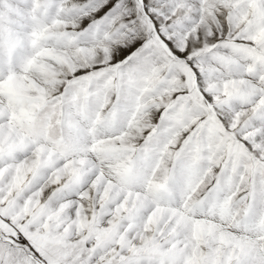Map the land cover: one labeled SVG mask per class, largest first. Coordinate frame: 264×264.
I'll return each instance as SVG.
<instances>
[{"label": "snow or ice", "instance_id": "1", "mask_svg": "<svg viewBox=\"0 0 264 264\" xmlns=\"http://www.w3.org/2000/svg\"><path fill=\"white\" fill-rule=\"evenodd\" d=\"M0 264H264V0H0Z\"/></svg>", "mask_w": 264, "mask_h": 264}]
</instances>
